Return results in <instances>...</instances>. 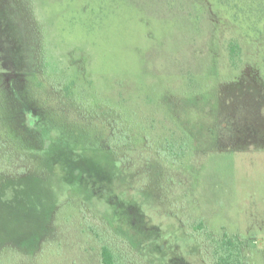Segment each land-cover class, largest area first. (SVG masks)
<instances>
[{"label":"rangeland","instance_id":"obj_1","mask_svg":"<svg viewBox=\"0 0 264 264\" xmlns=\"http://www.w3.org/2000/svg\"><path fill=\"white\" fill-rule=\"evenodd\" d=\"M230 41L240 47L236 68L226 51ZM1 58L29 76L44 74L11 88L16 94L27 86L21 94L27 126L20 101L3 90V125L12 138L35 148L59 124L55 136L69 141L61 134L64 119L42 105L41 78L59 89L71 119L109 112L128 137L150 144L151 155L166 164L159 184L163 214L147 196L132 203L192 264L197 249L183 233L199 220L215 236H237L247 264H264V6L251 0H0ZM37 61L44 67L36 68ZM91 132L77 134L78 149L98 139ZM166 145L173 146L175 163L166 162ZM22 169L0 150V171ZM40 171L23 177L19 193L0 194V264H100L101 242L122 264H162L140 256L148 250L127 235L116 238L89 191ZM120 182L125 186L126 179ZM43 194L52 205L42 216ZM7 242L13 248L3 249Z\"/></svg>","mask_w":264,"mask_h":264},{"label":"trees","instance_id":"obj_2","mask_svg":"<svg viewBox=\"0 0 264 264\" xmlns=\"http://www.w3.org/2000/svg\"><path fill=\"white\" fill-rule=\"evenodd\" d=\"M262 1L264 0H251V5L256 2L258 7L264 6L261 4ZM252 14L247 15L246 19H250ZM233 19L236 22L234 14ZM32 21L35 22L34 19H28L29 23ZM246 30L251 33L255 32L250 28ZM239 48L235 41H230L226 48L229 61L235 68L237 67V57L240 55ZM39 62H36V68L44 67V62H42V65H38ZM40 72L35 71L30 76L41 75L44 77V74ZM29 74L17 70L15 66L14 68L11 67L9 62L7 63L1 58L0 98L3 90H5L12 99H17L18 103L20 101L18 106L21 107H19L18 111L22 114L24 126L28 124V110L22 106L25 105V101L22 99L21 94L24 93L25 89L27 90V86L26 84L22 85L18 88L19 93L16 92V94L12 93L13 89L11 88L16 83H26L28 77H30ZM15 80L17 82L14 83ZM43 84L44 82L41 78L36 82L37 93L45 100L42 105L47 107L45 109L46 112H48L47 109L54 110L59 113V117L64 119L63 124L65 123L67 128L62 124L61 134H63V138L68 137L69 141H64L60 138L61 136H55L56 128H60L59 124H54V131L49 133V137L43 142H38V146L35 148L24 142V140L12 138L4 129L5 113H2V104L0 103V150L10 152L16 158V161L23 163V169L15 173L0 171L1 197H11L19 193V190L22 189L20 183L23 177H28L33 170L39 168L41 175H46V171L50 173L53 182H58L62 178L65 180L64 184L66 185H80L87 190V193L89 191L95 204H101V207L107 212L108 218H111L112 222L108 219V223L112 227L113 231L110 230L113 235L118 239L127 235L135 244H140V247L148 250V253H145L146 255L140 254V256L156 257L159 261L162 260V264H192L187 256L181 253L177 245L168 241L167 233L160 227L150 224L148 219L143 218L140 206L132 203L133 198L140 199L143 195L147 196L152 200L154 210L158 214H163L161 203L163 204L162 201L165 199L160 195L159 184L162 182V170L160 169L166 164L160 161L161 159L151 155L150 144L146 143L145 139L140 142L137 138L128 137L124 127L112 120L109 112L105 113L102 111L98 114L89 112L85 113L86 115L81 116V118L79 115L76 118L77 120L71 119V114L65 111L66 108L61 107L64 103L60 99L59 89L49 83H46L45 86ZM58 115L55 116L58 117ZM71 116L75 117L73 114ZM48 119L52 120L51 118ZM57 119L60 120L59 118ZM83 129L91 130L90 134L98 139L89 143L90 145H87L86 142L81 143L82 147L78 149L77 145L79 143L76 142V138L78 137L77 134ZM41 130L43 131V129ZM86 149H91L92 151L89 156ZM172 149V145H166L168 155L165 160L168 163H170V156L173 155ZM82 153L86 154L81 155ZM80 156H84V159L87 160L82 162L83 159ZM103 157L108 160V166H111L113 171L108 170V166L102 160ZM171 163H175V161ZM68 173L72 175L73 179L66 175ZM116 176L118 177L117 179H115ZM120 178L126 179L125 186L120 182ZM8 183H14L13 187H9V190L6 188ZM135 184L138 186H135ZM51 185H53L51 192L54 193V184ZM43 195L46 201L38 202L42 209V216L52 205L50 198L45 196V194ZM89 199L88 195L85 198V202H88ZM32 201L33 199L29 200V203H32ZM82 203L84 205L82 208L86 207L87 204ZM21 204L23 205L21 206L23 212L30 211L27 203L23 204L21 202ZM18 207H11V210ZM47 220L48 217H43L41 227H44ZM179 226L183 228L181 223ZM183 236L189 239L197 249L195 260L197 263L194 262V264H247L246 256L243 252V244L237 236H231L227 233L215 236L201 220L191 228L190 232L184 230ZM202 242L208 247V262L206 256L204 258ZM4 245L3 249H6V247L13 248L11 246L13 244L10 242ZM100 264H122L121 255L115 252L109 244L101 242Z\"/></svg>","mask_w":264,"mask_h":264}]
</instances>
